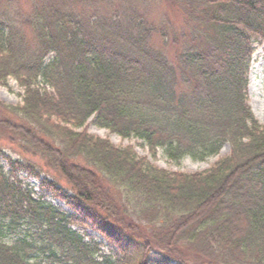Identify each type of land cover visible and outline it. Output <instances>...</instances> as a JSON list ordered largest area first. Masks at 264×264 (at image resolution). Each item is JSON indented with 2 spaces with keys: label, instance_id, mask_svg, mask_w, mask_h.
I'll return each mask as SVG.
<instances>
[{
  "label": "trees",
  "instance_id": "obj_1",
  "mask_svg": "<svg viewBox=\"0 0 264 264\" xmlns=\"http://www.w3.org/2000/svg\"><path fill=\"white\" fill-rule=\"evenodd\" d=\"M258 43L264 0H0V87L22 97L0 100V264H264ZM92 117L153 158L230 151L171 171Z\"/></svg>",
  "mask_w": 264,
  "mask_h": 264
},
{
  "label": "rangeland",
  "instance_id": "obj_2",
  "mask_svg": "<svg viewBox=\"0 0 264 264\" xmlns=\"http://www.w3.org/2000/svg\"><path fill=\"white\" fill-rule=\"evenodd\" d=\"M160 10V9H159ZM11 87H0V100L9 104H19L22 101L21 89L15 81L10 82ZM249 104L252 107V110L258 120L264 125V43H258L256 45L255 52L253 54V59L249 71ZM89 133L95 134L97 136L108 138L115 145L126 146L133 145L136 151L141 156H147L153 162H155L159 167L166 168L173 171H183V172H196L202 171L209 168L219 157H222L229 153L230 148L228 145H225L219 155L206 158L204 160L193 159L191 157L184 158L180 164L175 163L168 159L163 149H159L157 153V158H153L148 150V148L141 144V140L137 138H122L121 136L110 132L106 128L99 127L93 122L91 118L88 123L84 126ZM6 152L11 155L13 158H18L19 153L16 151L15 147L12 144H6ZM40 164V161L36 158H32ZM2 163L5 164L6 168L8 167L7 160L3 159ZM41 163H43L41 161ZM42 174H47L51 178L60 181L62 186L67 187L66 181L61 179L58 175H55L54 172L49 171L44 168ZM49 173V174H48ZM27 182L37 191V194H43V191L40 188V182L37 178L28 176ZM46 197L48 200L52 201L56 205H60L63 208H67L65 204L58 200L51 194H47ZM84 233V231H81ZM85 234V233H84ZM95 234V233H94ZM99 240H103V237L97 235ZM6 242H13L15 240V235L7 232L6 237L3 238ZM104 250L109 251L110 246L104 244Z\"/></svg>",
  "mask_w": 264,
  "mask_h": 264
}]
</instances>
